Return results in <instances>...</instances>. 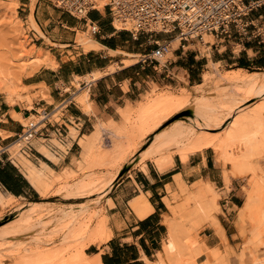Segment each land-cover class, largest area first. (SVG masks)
Wrapping results in <instances>:
<instances>
[{"label":"crops","instance_id":"obj_1","mask_svg":"<svg viewBox=\"0 0 264 264\" xmlns=\"http://www.w3.org/2000/svg\"><path fill=\"white\" fill-rule=\"evenodd\" d=\"M14 1L17 16L28 22L38 43L32 44L35 53L31 60L33 68L25 75L21 85L27 87L30 95L27 98L29 102L32 100V106H28L29 102L25 97V104L22 100H17L13 105L4 98L0 99V194L32 203L38 202L36 199L40 193L27 175L29 167L46 175L52 171L65 172L75 161L78 164L82 151L79 142L92 132L102 112L112 116L122 103L134 100L147 82L154 81L157 76H162V79L170 77L172 70L187 73L189 79L194 56H187L185 52L176 49L172 53L174 58L160 72L152 66H143L137 60L125 65L122 63V52L136 56L142 53H138L135 46L129 47L127 39L120 41L124 34L117 31L119 29L115 30L111 15L106 9L88 13V19L95 21L99 30L90 36L96 42L95 46L83 50L77 42L78 36L86 33V29L77 30L78 20L81 19L74 16L61 17L62 12L53 14L47 0ZM30 17L42 35L30 24ZM82 22L85 26L84 21ZM75 46H78L79 51L72 59L67 52L74 51ZM253 48L242 46L240 52L228 57L235 60L230 64L237 66L241 62L249 68H264V57L251 58L248 55V50L253 55L257 53ZM37 54L40 56H35ZM63 57L67 59L63 60ZM113 63L116 64L113 70H105ZM92 71L101 72L96 80H81L79 86L74 84L75 76H83ZM85 82L90 83L85 85ZM83 87L87 88L88 94L85 102L80 100L84 94L80 91ZM78 96L80 102L75 100ZM39 109L50 112L51 117L56 111H60V115L58 120H45V130L48 132L43 130L42 133L48 134V137L34 138L30 152L18 162L7 152L9 140L19 133L22 124L14 114L27 120L37 114ZM109 120L113 121L111 117ZM55 121L64 126V140L60 141L53 133ZM44 151L51 154L53 159L48 158ZM136 168L121 180L116 179L102 196L97 197L102 206L100 208L107 217L109 233L106 241L95 242L84 249L90 259L97 257L100 264H153L157 261L156 252L161 250L162 242L167 237L165 218L170 217L164 199L169 197V192L177 191L174 177L179 174L187 189H191L195 181L202 179L212 183L219 194L220 212L215 215L223 235H220L221 230L213 223L203 222L195 235L199 248H206L208 251L218 248L219 252L229 249V264H240L233 253L238 252L237 245L241 244L236 219L242 197L235 191L233 178L230 189L224 186L222 168L213 165L212 158L205 151L190 155L186 162L174 158L172 166L164 170L151 167L147 162ZM141 195L151 206V211L144 217H138L131 207V203ZM205 257L206 254L201 252L197 261L201 262Z\"/></svg>","mask_w":264,"mask_h":264},{"label":"rangeland","instance_id":"obj_2","mask_svg":"<svg viewBox=\"0 0 264 264\" xmlns=\"http://www.w3.org/2000/svg\"><path fill=\"white\" fill-rule=\"evenodd\" d=\"M53 2L54 0H47V5H49V8L53 10V14L62 12L61 17H73L64 10L57 8ZM15 8L16 3L14 0H0V99H6L10 104L13 100H22L23 104H25V101L23 100L24 97L29 102L27 97L30 98V95L27 87H22L21 85H23L25 75L30 73L33 68L31 60L35 53L32 50V44L36 45L38 42L36 41V37L31 33L32 31L28 22L24 21V18L17 16ZM258 13H262L264 18V10H260ZM256 16L257 13H253V17ZM78 23L79 27L77 30L82 31L86 29V34L91 36L92 31L83 26V22L81 20H78ZM121 34H124V36H122L120 41L127 39L129 47L135 46V50L138 49V53H143L152 47V45L145 43V37L143 35L139 37L138 41H132L130 39L129 32L123 30L121 31ZM165 37V35L160 33L153 36L155 39H162ZM237 41V38H230L225 42H220L210 35H203L202 42L195 41L194 43L189 44V46L184 47L187 56H194L192 58L193 66L189 69L192 70V72H190L189 79L187 78V73L183 74L182 71L179 73L172 70V73L169 75L170 77L162 79V76H157L154 81L150 80L147 82L144 85V88L141 89L140 94L134 98V100H127L122 103L120 107L116 108V111L112 114V116L108 113L102 112L101 117L99 120H96V123L92 128L93 130H91H98L101 126L103 127V130H98V132H101L99 134L100 138L99 140H96L97 142L94 141L95 143L92 145V152L87 158L88 160H85V163L81 160V163L78 164L77 161H75L74 164L70 166L71 168H66L65 172L56 173L63 177V179L59 181L52 179L47 189L43 191L38 190L40 193L36 199L38 202H32H48L53 204L56 209L57 217L63 213V210L68 211L70 208L76 209L77 212L74 215L76 217L69 220H60L59 217V219L42 220V226L29 234L22 235V237L19 236L20 239L17 240V242L16 240H12L5 241V243L0 240V264H88L84 262L78 254V249H85L87 247V245L83 243L86 242L84 241L86 240V237H83L84 240H81L80 238V234L84 230V226L78 227V223H76L75 229L68 233H66L65 227L68 222L75 223L76 220L81 221L79 219L81 216L86 217V219L90 217L91 221L88 225L87 231L90 234L97 232L99 229V222L105 216L103 209L100 208L102 206L99 204V198L96 196H86L84 198L77 199H71L70 197L61 198L60 196H57V193L63 188L68 189L78 185L79 183H85L90 178H96L98 176L116 171L120 172L118 178L121 180L126 174L132 173L137 169L136 167L143 165L145 162H147L151 167H154L155 164L152 160H147L143 164L134 167L133 163L135 161L130 160V157L128 158L130 145L135 141L137 142H135L136 144L139 143L136 138L133 139V136H136L135 126L141 118L142 109L144 107H149L156 97L162 95L172 94L181 99L192 97L194 96L192 94V90L197 84L204 82V79H207L206 83H212V85L216 81L215 79H217L219 84L218 86L211 87V89L210 87L207 88V86L204 87L203 85L204 91L201 94L203 96H198L201 104L207 103L209 94L212 91H214V97H216V95L222 96L225 91L226 93L229 91L232 94H236L237 89L235 86L230 84L232 79L235 77L244 78L248 75H257L259 72L264 71V68H249L241 70L238 69L236 64H230L235 60L228 57H231L242 50V45H237ZM47 44L50 45L49 42H47ZM139 44L141 45L139 46ZM177 44H179L178 41L171 43L170 52L160 58L161 64H163L165 60L169 61L174 58L172 50L178 46ZM244 46L254 47L253 51L257 52L253 55L251 50H248V55L251 58L264 57V41L257 43L254 39H251L250 41L245 42ZM180 50L181 49L178 51ZM77 51H79L78 46H75L74 51L67 52L68 57L73 59L75 54H77ZM242 52L244 53V51ZM35 56L40 55L37 54ZM79 58L83 59L82 57ZM139 58V56L136 58L137 61ZM66 59V57H63V60ZM224 78L227 79L225 80ZM74 84L79 86L77 83ZM242 86H244V84ZM123 89H126L125 84L123 85ZM80 91L87 94V89L83 88ZM261 94L262 92L254 93L251 99L241 104V106L235 109V112L246 111L245 113H249L252 112L254 108L263 105L264 99ZM75 100L80 102L79 96L76 97ZM28 106H32V100L29 102ZM95 114H97V111H95ZM59 115L60 111H56V113L50 117V121L56 120ZM179 115L180 114H176L169 120L165 121L156 130L155 134L161 133L166 128H169L168 130H170V127H172L170 125H173V122L171 121ZM35 117L36 114L31 116V118ZM109 117H111L113 122L109 120ZM25 121L22 122V124L25 123ZM208 127L212 128V133L220 128V126L215 125H210ZM114 133L115 135H113ZM15 139L16 136L9 140L7 152L8 154L10 153L9 155L13 156L12 159L15 158L18 162H20V159L25 158L24 154L19 150V147L17 145H13ZM86 141L87 138H83V141L79 142L82 148V143ZM204 151L212 158L213 165L220 166L222 168L224 186H226L224 177L228 178V189L231 188L230 184L233 178L235 180V191L241 194L242 204L238 208L236 219L241 244L237 245L239 249L238 252L233 254H235V256L239 259L240 264H252V260L255 259V256L258 257L259 255L264 258V249L260 246L259 240L250 235L251 224L249 223V219L246 217V211H244L241 207L245 202L251 183L254 180V175L256 174L255 171L257 169H261L264 174V150L251 158L250 165L243 164L239 166L238 169H233L231 165L227 164L222 159H217V154L211 148L198 151L197 153ZM171 156L172 162L168 168L172 166L174 158H179L174 153H171ZM78 159H80V156H78ZM124 159H127L125 164H123ZM28 166L31 165L28 164ZM174 180L177 183L178 189L177 191L169 192V197L164 199L170 215V217L165 218V221L167 222L169 220H173L179 224L178 249L181 252L182 260L190 264H229V249L224 252H219L218 248H212L210 249L212 251H208L206 248H199L195 238L196 232L201 227L202 223H213L214 218L212 215L216 217L215 214L220 212V205L218 202L219 199L217 198L219 209L217 211H212V214L208 213L206 218L201 220L195 218L192 214L186 215L181 212L174 213L172 212V208L184 199V192L187 190L186 184L182 182L180 177H174ZM201 181L202 179H199L191 186L193 187V185L197 182L202 183ZM199 191L200 195L203 196L201 199H207L206 192L204 191L202 185L200 186ZM9 201V205H5L2 209H0V239L3 238L1 235L5 234L4 231L7 230V226H2L4 221L8 219V217L13 218L16 216V218L8 224L11 225L18 218L16 214L20 211V209L27 207V205L30 204L29 200H24L22 198H9ZM190 204H192L190 201L189 203H184V209H189L188 207ZM33 222L36 223L38 220L36 219ZM84 222L86 223L85 219L84 221H81V224ZM249 239L252 240V242H250ZM11 243L14 244L11 245ZM36 244L38 247H36ZM23 248L28 249V251H25ZM201 252H204L206 257L205 260L198 262L197 256ZM167 262L168 264H181L180 262H177L174 255L168 257Z\"/></svg>","mask_w":264,"mask_h":264},{"label":"bare ground","instance_id":"obj_3","mask_svg":"<svg viewBox=\"0 0 264 264\" xmlns=\"http://www.w3.org/2000/svg\"><path fill=\"white\" fill-rule=\"evenodd\" d=\"M104 3L105 0H101L98 4V9H102ZM30 24L41 34L31 17ZM113 25L119 30L129 28L128 24L121 23L117 20L113 21ZM172 39H170V45L175 41L179 42L178 38ZM77 42L83 50L95 46L94 43H96L86 33L78 36ZM122 54L124 55L122 63L125 65L136 62V58L138 56L140 57V55L136 56L125 52H122ZM115 66L116 64L113 63L106 67L105 70H113ZM100 74V71H92L83 76H75V83L78 84L81 80L82 82L96 80ZM224 79L226 80L227 78ZM206 80L207 79H204V82L196 85L192 90V94L194 95L192 97L181 99L172 94L162 95L156 97L150 106L148 104L149 107H144L142 109L141 118L135 126L136 136H133V139L136 138L139 143L136 144V141V143H132L128 153V158L130 157V160L135 161L133 163L134 167L143 164L147 160H152L158 170H164L172 162L171 153L178 156L181 162H186L191 154L211 148L217 154V159H222L224 162L231 165L233 169H238L239 166L243 164L250 165L251 158L264 150V104L254 108L253 111L249 113H245L246 111L235 112V109L244 102L250 100L254 93L262 92L261 95L264 99V71L259 72L257 75H248L244 78L235 77L230 84L237 89L236 94H232L229 91L226 93L225 91L226 94L223 93L222 96L216 95V97H214V91H210L211 93H208L209 97L207 103L201 104L199 102V97L203 96L201 94L204 91V87L207 86V88L210 87L211 89V87L218 86L219 84L217 79H215L216 81L214 80L215 82L213 85L212 83H206ZM85 83L88 84L90 82ZM243 84L244 86H242ZM86 98L87 94L84 93L80 98L81 102H85ZM15 102L16 100H13L11 104L13 105ZM66 103L67 101L63 102V104ZM176 114L180 115L171 121L173 125H170L172 126L170 130L166 128L161 133L155 134L156 130L165 121ZM45 115L43 109H39L35 118H29L25 121L20 117L21 115L14 114L21 122L25 121L23 125L30 120L36 122V129L43 126V118L46 117L47 120L50 121V112L47 116ZM210 125L220 126V128L217 130L214 129L215 131L212 133V128L208 127ZM98 130L102 131L103 127L101 126ZM98 130H94L89 135L85 136L87 141L82 143L83 151L81 152V160H83V162L88 160L87 158L92 152L94 141L100 138L99 134L101 132H98ZM113 135H115V133ZM13 145L20 147L21 144L19 140L15 139ZM44 154L48 158L53 159V156L48 152L44 151ZM127 159H124L123 164L127 162ZM255 172L254 180L251 183L245 202L241 208L246 211V217L250 221V235L259 240L260 246L264 249V174L261 169H257ZM119 173V171L107 173L96 178H90L87 182L79 183L71 188H63L57 193V196L61 198L70 197L71 199L84 198L86 196H102L118 178ZM27 175L34 186L41 191L49 187L52 179H56L57 181L63 179V177L53 171L47 175H42L40 171L36 170L34 167L28 168ZM175 177H179V174ZM224 179L227 186L225 187L228 189V178L224 177ZM201 182L202 183L197 182L191 189H187L184 192V199L172 208V212H181L186 215L192 214L195 218L201 220L206 218L208 213L212 214V211H217L219 209L217 203L219 194L213 188L212 183L208 180H202ZM201 185L206 192L207 199H201V197H203L200 195L199 191ZM8 197L10 199L13 198L11 196ZM8 197L0 194V209L5 205H9L10 201ZM189 201L192 203L188 207L189 209H184V203H189ZM131 207L138 217H144L151 211L150 204L142 195L131 203ZM76 212V209L70 208L68 211L63 210V213L58 217L60 220L74 219L76 217L74 216ZM16 215L18 218L11 225L8 224L12 222L16 216L13 218L8 217L2 224V226H7V230L4 231L5 234L2 233L3 235H1L3 236V238L1 237L2 239H0L2 242L12 240H16L17 242V240L20 239L19 236L22 237V235L29 234L42 226V220L59 219L56 216L55 206L48 202L30 203L27 207L21 208ZM212 216L214 218L213 224L220 231L221 227L216 217L214 215ZM36 219L38 222L34 223L33 221ZM79 219L81 221L85 219L86 223L84 222L85 224H81V221L77 220L75 223L68 222L65 227L66 233L75 229V224L78 223V227L84 226L80 238L84 240L83 237H86V240H84L86 242L83 243L87 246L95 242H104L107 240L109 228L107 226L106 216L99 222L98 231L91 234L87 231L91 218L88 217V219H86V217L81 216ZM165 223L167 224V237L162 242L161 250L156 252L157 261L153 264H168L167 260L171 255H174L177 262L181 264H190L182 260L181 252L178 249L179 224L173 220H169ZM222 232L223 230L220 231L221 236L223 235ZM249 241L252 242L250 239ZM13 244L11 243V245ZM36 247H38L37 244ZM78 250V254L84 262L88 264H100L97 257L90 259L85 254L84 249L80 248ZM25 251H28V249H25ZM252 261V264H264V258L259 255L258 257L255 256V259Z\"/></svg>","mask_w":264,"mask_h":264},{"label":"built area","instance_id":"obj_4","mask_svg":"<svg viewBox=\"0 0 264 264\" xmlns=\"http://www.w3.org/2000/svg\"><path fill=\"white\" fill-rule=\"evenodd\" d=\"M101 0H54L57 8L64 10L75 18L84 21L86 28L93 33L99 27L95 21L88 19L92 10H99ZM102 9L111 15V22L117 20L129 25L128 29L115 30L129 32L132 41L145 37V43L152 45L140 54L139 62L143 66H152L159 71L166 68L168 60L161 65L160 58L171 50L170 39L178 38L179 44L172 50L185 48L189 44L203 41V35L210 34L216 40L225 42L230 38H237V45L244 46L245 42L254 39L257 43L264 41V18L260 10H264V0H105ZM253 13H257L253 17ZM166 37L155 39L156 34ZM169 39V40H168ZM141 45V44H140ZM87 83H85L86 85ZM45 116L47 112L43 109ZM38 113V112H37ZM47 118H43V126L36 129L37 123L28 121L21 124L16 135L20 142L19 150L28 154L31 141L37 136L48 137L42 131L46 129ZM53 133L64 140L66 132L64 126L57 121L53 126Z\"/></svg>","mask_w":264,"mask_h":264},{"label":"trees","instance_id":"obj_5","mask_svg":"<svg viewBox=\"0 0 264 264\" xmlns=\"http://www.w3.org/2000/svg\"><path fill=\"white\" fill-rule=\"evenodd\" d=\"M237 66H238V67H245V68L249 69V67H247L246 65H243L241 62H239V63L237 64ZM263 67H264V66H263Z\"/></svg>","mask_w":264,"mask_h":264}]
</instances>
